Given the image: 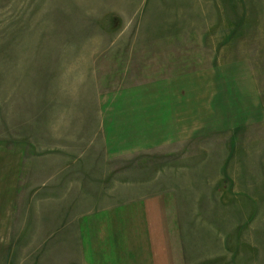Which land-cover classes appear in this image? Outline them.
<instances>
[{
	"label": "rangeland",
	"instance_id": "1",
	"mask_svg": "<svg viewBox=\"0 0 264 264\" xmlns=\"http://www.w3.org/2000/svg\"><path fill=\"white\" fill-rule=\"evenodd\" d=\"M0 264H264V0H0Z\"/></svg>",
	"mask_w": 264,
	"mask_h": 264
}]
</instances>
